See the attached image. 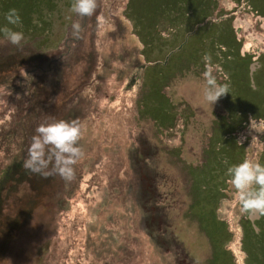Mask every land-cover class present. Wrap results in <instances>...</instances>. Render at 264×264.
Returning a JSON list of instances; mask_svg holds the SVG:
<instances>
[{
    "label": "rangeland",
    "instance_id": "1",
    "mask_svg": "<svg viewBox=\"0 0 264 264\" xmlns=\"http://www.w3.org/2000/svg\"><path fill=\"white\" fill-rule=\"evenodd\" d=\"M1 1L6 14L12 6L32 9L27 1ZM127 1L97 0L81 20L70 11L73 0H35L32 21L15 27L25 37L19 46L0 33V58L13 63L0 71V264H264V215L241 212L227 173L238 150L222 142L237 123L236 97L257 100L255 115L233 137L245 160L264 165V133L250 127L264 123V17L247 0H212L208 24L187 28L145 0L147 21L137 26L158 41L147 59L126 19ZM228 22L239 57L252 62L235 78L205 55L215 45L218 57ZM166 66L170 74L157 82L172 103L170 121L156 110L164 99L152 96V77ZM227 82L239 92L232 104L223 95L210 105L205 89ZM163 107L168 116L169 104ZM59 120H76L82 130L74 178L56 174L53 160L47 178L33 173L35 181L19 182L7 170L14 157L30 147L39 125Z\"/></svg>",
    "mask_w": 264,
    "mask_h": 264
},
{
    "label": "trees",
    "instance_id": "2",
    "mask_svg": "<svg viewBox=\"0 0 264 264\" xmlns=\"http://www.w3.org/2000/svg\"><path fill=\"white\" fill-rule=\"evenodd\" d=\"M27 1L30 4H32V9L30 7H27V11L24 10L22 13H18L20 16L21 25H26V21H32V11L35 10V0H23ZM2 2V1H1ZM0 2L1 9L5 12V1L2 3ZM248 4L250 5L251 10H253L258 16L264 17V0H247ZM28 3V4H29ZM152 9L155 13H158V11L162 8L164 12L168 11V18L169 21L172 23L173 21H181L187 28H191L192 26H195L196 28L204 26L208 24L210 19V13L209 9L213 6L212 0H153L152 1ZM145 4V0H128L125 4V10L127 15L126 19L130 20L132 22V28L134 33H136L137 37L139 38L140 42H142V56L149 59L152 58V47L154 45V37L152 36V32H148L145 27L143 29L141 27H138L137 24L145 20L144 17L141 14V11H143L141 8ZM3 7V8H2ZM15 7L12 6L11 9H14ZM201 8L203 10L201 11ZM16 10V9H15ZM1 15V14H0ZM3 15L0 16V20L3 22L0 23V27L7 25L6 18V12L4 17ZM4 18V19H1ZM43 23V20H42ZM154 23V19L152 20V24ZM10 27V25H8ZM222 27L225 29H222L219 33V40H218V46H219V52L218 57L214 54L216 49L214 48L215 45H212V48H208L205 50V55L209 56V59H213L220 65L221 68H224L227 70V73L230 74V76H233L234 78L236 76L240 77V70L244 67L245 70L249 72V67L252 64V62H249V57L242 56L239 57L238 54H240L241 45L240 41L237 39L236 32L234 29L231 28V26L228 23L222 24ZM207 28V26L205 27ZM202 29V28H201ZM210 29V28H209ZM209 34H211L212 30H208ZM161 37V36H160ZM158 43V41H156ZM155 43V45H156ZM215 41H212L211 44H215ZM154 45V46H155ZM161 45V44H159ZM194 54V53H193ZM193 54H191L193 56ZM200 57L198 56L196 58H193L192 60L189 57L188 62L191 60L194 63H196V59ZM208 62V59H206ZM152 62H157L156 64H159V60H155ZM187 62V63H188ZM13 63L10 60V57H6L5 59L0 58V71L6 72L11 70V65ZM216 65V63H213ZM156 67V65H153ZM168 69V66L161 67L160 71L162 72L160 76H154L152 77V91H153V97L155 98H163L164 102H162L161 106L157 107V111L162 112V116L166 118V121H170L171 119L175 118L174 116H170L169 111L172 110V103L168 99V97L164 94V92L161 91V86L157 81L159 79L166 78L168 74H170L168 71L164 72V69ZM186 68V67H184ZM142 70V66L140 68ZM247 72V73H248ZM154 72H152V75ZM244 75V74H243ZM226 85H228V92L227 94H224L225 103L226 100L230 101L232 104L231 99L235 98V94H239V92H235L234 89L230 88L234 85L233 82H227ZM166 89V87L163 88V90ZM246 90V87H245ZM240 92L242 93V89L240 88ZM230 94V95H229ZM254 101V100H253ZM246 101H243V97H236L234 101L235 109H236V119L237 123L233 127H227L228 132L222 135L224 138H222V142L226 144V146H229V143L232 144L231 151L238 150V154L235 155L236 158V165L242 163L245 158L243 157V145H239L238 142L233 137V133L235 130H239L241 127L245 125V122H243L248 116L255 115L254 107H256L257 100L254 102H251L250 104L245 103ZM168 103L169 108L165 110V112L168 114V116H165L163 113L164 107L163 104ZM260 111L262 114H258V119L264 120V102H260ZM240 113V114H238ZM31 115V114H30ZM34 115L35 118V114ZM161 118V116H159ZM31 119L30 116L27 117L26 121H29ZM44 124V123H43ZM228 124V123H227ZM27 124L25 123L24 126ZM25 130V128H24ZM35 132L31 133L30 136L33 137ZM30 140V139H29ZM32 142V138L30 140ZM230 148V146H229ZM28 155V149H26V152H24L21 156L14 157V160L9 166V172L12 174H15L17 177H19V182H25L29 181L31 183L34 180L35 174L33 176V172L25 169L24 167V160L27 158ZM237 156V157H236ZM210 180V179H209ZM18 181V180H17ZM16 182V181H15ZM254 187V186H253ZM255 188V187H254ZM220 192H222L220 190ZM154 200V201H153ZM152 200V209L156 212L157 211V204L158 198H154ZM16 221V220H15ZM17 222V221H16ZM156 236L154 232H152V238ZM157 237V236H156ZM155 238V237H154Z\"/></svg>",
    "mask_w": 264,
    "mask_h": 264
},
{
    "label": "clouds",
    "instance_id": "3",
    "mask_svg": "<svg viewBox=\"0 0 264 264\" xmlns=\"http://www.w3.org/2000/svg\"><path fill=\"white\" fill-rule=\"evenodd\" d=\"M97 8V0H73L70 11L83 20L91 17ZM7 25L0 27V33L13 45L19 46L25 39L22 31L15 30L19 26L20 16L15 9H11L6 14ZM12 25L13 27H9ZM72 36L79 39L82 32V23L74 22L72 25ZM23 75L26 76L25 73ZM206 78L210 73H206ZM27 78V76H26ZM213 82L209 80V84ZM228 92V85L211 86L205 89V99L211 105ZM251 129L258 133H264V123L250 122ZM35 135L28 148L27 158L24 160L25 169L43 175L50 162L54 160V172L60 175L65 181L74 178V165L84 155L83 148L79 141L82 138V130L76 120H59L53 123L41 124L35 129ZM51 146V150L46 153V148ZM227 164V160L224 161ZM231 177V183L239 193L242 213H255L264 215V165L253 163L251 160H244L242 163L232 165L227 169ZM258 185V188H254Z\"/></svg>",
    "mask_w": 264,
    "mask_h": 264
}]
</instances>
